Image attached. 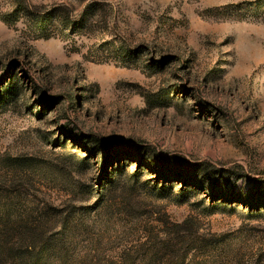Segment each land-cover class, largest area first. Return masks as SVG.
<instances>
[{
	"label": "rangeland",
	"instance_id": "374dc122",
	"mask_svg": "<svg viewBox=\"0 0 264 264\" xmlns=\"http://www.w3.org/2000/svg\"><path fill=\"white\" fill-rule=\"evenodd\" d=\"M263 174L264 0H0V264H264Z\"/></svg>",
	"mask_w": 264,
	"mask_h": 264
},
{
	"label": "trees",
	"instance_id": "16d2710c",
	"mask_svg": "<svg viewBox=\"0 0 264 264\" xmlns=\"http://www.w3.org/2000/svg\"><path fill=\"white\" fill-rule=\"evenodd\" d=\"M94 137V138H93ZM90 138L91 139H95V143H94V145H97L96 143L98 142V139H97V137L96 136H90ZM89 144V140H88V142H85V145H88ZM117 155V154H116ZM164 175V174H163ZM182 175V174H181ZM264 175V174H263ZM262 175V176H263ZM261 176V177H262ZM164 179H168V178H170V177H172L169 173L168 174H165L164 176ZM185 185H188V184H190V183H192V184H194V185H201V183L199 184V182L198 181H196V180H190V178L187 176L186 177V179H185ZM2 189V187L0 186V191H2L1 190ZM211 194H209V195H211V196H209V197H211V200H212V204H213V206H218L219 204H218V199H223V201L224 202H222V204L223 205H229V204H231V202H234L236 199L235 198H233L232 196H228V195H226V194H217L216 192H210ZM230 197V198H229Z\"/></svg>",
	"mask_w": 264,
	"mask_h": 264
}]
</instances>
